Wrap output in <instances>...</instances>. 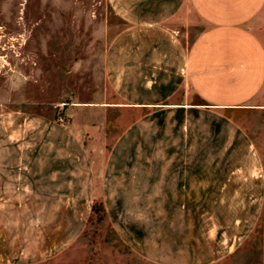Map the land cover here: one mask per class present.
Masks as SVG:
<instances>
[{"label":"crops","instance_id":"0c3cea01","mask_svg":"<svg viewBox=\"0 0 264 264\" xmlns=\"http://www.w3.org/2000/svg\"><path fill=\"white\" fill-rule=\"evenodd\" d=\"M109 2L107 98L68 122L0 100V260L21 222L50 257L102 204L136 254L213 263L264 221V0Z\"/></svg>","mask_w":264,"mask_h":264},{"label":"rangeland","instance_id":"374dc122","mask_svg":"<svg viewBox=\"0 0 264 264\" xmlns=\"http://www.w3.org/2000/svg\"><path fill=\"white\" fill-rule=\"evenodd\" d=\"M125 31L109 0H0V100L72 120L75 111L67 107L110 94L106 54ZM20 224L21 250L0 264H158L127 246L101 208L80 237L50 257L43 251L52 230L38 219L31 242L33 223ZM241 241L236 252L209 264H264L263 217Z\"/></svg>","mask_w":264,"mask_h":264},{"label":"trees","instance_id":"16d2710c","mask_svg":"<svg viewBox=\"0 0 264 264\" xmlns=\"http://www.w3.org/2000/svg\"><path fill=\"white\" fill-rule=\"evenodd\" d=\"M100 208L103 210V212H104L105 215H106V210H105V208H104V206H103L102 204H95L94 207H93V211H94V212H98V210H99Z\"/></svg>","mask_w":264,"mask_h":264}]
</instances>
